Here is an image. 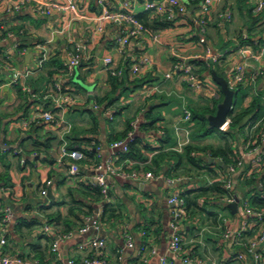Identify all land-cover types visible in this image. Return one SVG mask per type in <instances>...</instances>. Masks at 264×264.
<instances>
[{"label":"crops","instance_id":"1","mask_svg":"<svg viewBox=\"0 0 264 264\" xmlns=\"http://www.w3.org/2000/svg\"><path fill=\"white\" fill-rule=\"evenodd\" d=\"M20 1L0 0V36L5 37L0 41V142L7 145L0 147V174L8 172L12 184L8 193L3 192L0 184V198L7 201L14 212L7 227L4 253L62 264L70 258L79 261L88 256L89 249L81 250L79 245L96 238L106 242L104 253L108 264H184V255L196 256L197 264H264V260L261 262L251 253L240 258L241 247L235 237H222L226 229L235 233L241 222L248 219L243 209L247 189L238 185L240 173L261 171L251 164L247 156L250 142L240 133L232 146L236 159H243L244 164L235 174L222 167L214 169L216 177L206 173L176 174L175 170L168 173L173 162L166 159L161 163V172L146 170L159 178L137 181L108 174L109 194L101 200L80 189L82 181H91L94 173L91 168L98 161V150L102 162L111 159L116 165L124 163L127 153L113 148L110 138L129 127L138 139L137 146L150 162L162 150L160 148L183 151L176 149L180 138L184 137L175 129L178 124L190 129V143L224 144L218 134L193 141L194 122L181 121L184 106L191 112L208 108L215 110L208 115L216 113L223 93L212 74L194 73L196 82L192 86L184 72H172L177 62L189 64L196 58L204 60L207 49L212 54L227 53L225 60L214 63L225 73L223 77L229 84L237 67L243 66L244 80L240 84L249 88L238 92V85V100L233 109H246L260 96L259 117L252 130L264 122V54L259 60L252 58L253 54L261 53L264 45V10L259 22L261 31L252 30L259 14L255 11L257 0H213L206 14L205 43L200 42L201 32L196 23L201 15L199 0H181L188 6V12L176 15L168 26L163 25L164 14L153 12L144 17L148 23L146 32L131 41L126 53L147 56L150 62L144 64L138 74L131 72L129 64L114 92H111V75L104 68L103 60L111 57L114 67L124 69L126 60L113 46L123 26L117 21H107L103 30H97V18L103 8L100 0H27L25 6L17 10L15 5ZM123 1L107 0L106 3L115 10ZM126 1L135 15L145 12L147 0ZM49 3L64 8L49 13L39 9ZM72 3L77 5V10L69 8ZM220 17L222 21L217 23ZM241 35H252L255 42L261 43L260 47L241 46ZM77 46L82 61L73 80L68 82L70 76L61 66L66 65ZM49 70L56 71L55 80L46 78L35 83ZM16 72L18 81L12 83ZM168 72L173 73L171 78L165 77ZM155 87L162 91H156ZM151 109L161 115L153 125L146 117ZM44 112H50L55 122L47 121ZM134 121H137L136 127H132ZM65 149H80L86 153L76 176L69 172L74 160L63 154ZM210 157H207L209 161ZM130 161V170H145L147 163ZM228 173L233 174L232 190L239 198L238 211L233 213L228 205L224 208V202L218 201L208 206L209 210L218 212V223L204 215L201 219L189 216L179 226L185 240L184 249L173 254L169 249L174 221L169 195L174 191L182 194L194 190L223 179ZM169 177L182 180L165 188L162 182ZM87 216H98L99 227L81 232ZM24 219L37 220V224L20 226ZM70 232V237H64ZM128 233L133 236L134 247L127 246ZM255 234L256 230L247 238L253 239ZM58 238V251L54 252L52 245ZM144 244L157 249L146 262L139 251ZM162 258H166L165 263Z\"/></svg>","mask_w":264,"mask_h":264},{"label":"built area","instance_id":"2","mask_svg":"<svg viewBox=\"0 0 264 264\" xmlns=\"http://www.w3.org/2000/svg\"><path fill=\"white\" fill-rule=\"evenodd\" d=\"M27 0H21L19 3L15 5V9L20 10L25 6ZM201 7V15L196 20V23L199 26L201 36L200 42H206V25L207 19L206 14L210 10V5L213 0H199ZM107 0H100V4L102 5V12L98 16L97 21V30H103L104 24L107 21H117L122 24L121 35L114 39L113 46L116 48L125 60H130L131 72L133 74H138L141 71V67L149 63L150 60L147 56H128L126 53L127 46L131 43L134 38L142 37L145 32V26L138 20L136 15L130 10V4L128 1L124 0L118 9H110L107 6ZM64 6H60L59 4H42L39 9L45 13H49L54 9H62ZM69 8L72 10H77V5L72 3L69 5ZM145 10H151L155 13L164 14L168 20H172L178 14H185L188 12V6L183 3L181 0H147L144 2ZM264 10V0H257V5L255 7V11L257 13H261ZM5 37L0 36V41L4 40ZM80 48L77 46V50ZM264 54V45L262 46V50L260 54H253L252 58L255 60H259ZM223 55L221 54H212L210 49H207V54L204 56V60L207 64L218 62ZM82 56L80 54H73L69 61L66 63V74L68 76H73L75 70L80 64ZM197 59V58H196ZM114 60L111 57H106L103 60L104 68L112 75V76H121L123 74V68L114 67ZM184 72L187 76V79L190 81L192 86H195L196 76L192 71V67L190 64H182V62H177L173 66L172 72ZM172 72H168L165 77L171 78ZM19 78V73L16 72L13 76L12 83H16ZM244 80V72L243 66H238L236 69L235 75L232 77L230 81V87L234 90L238 89V85ZM59 90H61V86L59 84L56 85ZM156 91L161 92L162 90L159 87H155ZM67 100L73 101V98H68ZM110 117H112V112H109ZM43 117L50 122H55L54 116L50 112H44ZM192 119L191 110L184 106V112L182 120L183 122L190 123ZM230 120L221 126V130H227L229 126ZM137 121L132 122V127H136ZM176 131L181 134H184L183 138H180L177 150L182 151L183 147L190 143V129L188 127L182 125L175 126ZM164 133V132H160ZM264 134V130H263ZM135 140L133 135V131H130L127 137L118 140L111 144V146L115 149H121L124 153H128L130 151V143ZM254 143V144H253ZM252 144H249L247 156L250 158L251 164L260 165L262 163L263 157V149L262 146L255 144V141ZM63 154L69 156L74 160V163L70 169V174L72 176H76L80 172L79 164L85 160L86 153L80 149L73 150H64ZM102 154L97 152L98 161L92 165L91 170L94 172L91 176V182L102 187V193L105 197L109 194V185L106 180V176L108 174L117 175L124 178H130L132 180H149L153 178H159L160 176L155 174L152 171L140 170V169H129L130 159H125L124 163L121 165H116L113 160L108 159L105 162L101 161ZM244 160L240 159L236 162V164H232L229 166L230 170L234 173L240 166H243ZM182 178H167V182L169 184H174L176 182L181 181ZM50 183V182H49ZM225 187L231 188L232 182L231 180H226ZM3 192L8 193L9 188H3ZM236 195H230L223 198V202L225 204H229L231 202L236 201ZM168 202L173 206V215L174 221L171 223V227L173 233L170 237L169 249L173 254L181 253L184 249L185 240L182 236V233L179 230L180 223L189 218V213L185 207V200L182 198L181 193L178 191L172 192L168 197ZM244 212L248 216V219H244L241 222L238 230L233 233L231 230L226 229L222 233V237L224 239H228L232 236L235 237L236 243L241 247V251L239 252V257L244 258L245 254L251 253L256 259L260 258L258 249L259 246L264 244V210L255 208L248 201L244 202ZM3 216L0 219V264H53L48 263L39 259L25 258L18 255H7L4 253V246L7 242V227L9 222L12 220L14 216L13 209L11 205L4 206L2 210ZM100 224L98 216H87L85 218V224L82 228H80L81 232H87L91 227L98 228ZM48 229V227H46ZM256 230V234L253 239H249L248 233H251ZM72 233H68L64 235V237H70ZM127 246L134 247V240L131 234H126ZM58 243L59 238L53 242L52 250L54 252L58 251ZM106 242L103 239H90L85 243L79 245L81 250L89 249L90 254L85 258L77 261L74 258L67 259L62 262V264H108V260L104 253ZM140 253L142 255L143 260L146 262L148 260V256L156 254V247L154 245L144 244L140 247ZM149 253V254H146ZM162 261L165 263L166 258H162ZM184 264H197V257L193 255H184L182 258Z\"/></svg>","mask_w":264,"mask_h":264},{"label":"trees","instance_id":"3","mask_svg":"<svg viewBox=\"0 0 264 264\" xmlns=\"http://www.w3.org/2000/svg\"><path fill=\"white\" fill-rule=\"evenodd\" d=\"M113 7V6H112ZM112 7H109L112 9ZM225 9V8H224ZM223 9V10H224ZM153 11L151 10H145V12L139 16L136 15L138 20L145 26H148L147 21L144 19V17L149 16ZM258 16L255 17L254 24L252 27V30H259L261 27V24H259L261 20V13L257 14ZM172 20H168L164 16L163 25L168 26L170 25V22ZM222 21V17L217 19V23H220ZM217 28L220 29V24H217ZM261 31V30H259ZM252 35H249L247 37H244L243 35L240 36V42L241 46L253 44L254 47H260V42H255L252 38ZM199 39V37H197ZM75 54H80V51L75 48ZM227 56V53H225L221 60H225ZM82 61V59H81ZM80 61V62H81ZM125 67L124 71L128 69V65L130 64V60L125 61ZM54 64V63H53ZM189 64L192 67V71L194 73L198 74H204V73H211L213 70L217 71L218 74L225 76V73L223 71H220L217 66H215V63L207 64L205 60L203 59H193L190 60ZM58 67V65H57ZM66 73V66H61ZM123 71V73H124ZM54 72L55 70H49L47 75H41L39 79L35 80V83L39 82L42 79H54ZM111 75V74H110ZM123 78L124 75L121 76H112L111 75V83L113 85L112 91H115V88L117 87V84L120 83L119 78ZM73 78L70 76L69 81H72ZM249 88V85L244 86V84L239 85L238 92ZM37 89H34L33 93H36ZM238 96V95H237ZM238 98V97H237ZM236 98V100H237ZM260 96L254 99L252 104L241 111H237L235 109H232L229 114V129L227 131H222L219 128H209L208 124V118L207 115L209 113H214L215 110H210L208 108L200 109V110H194L192 112V119L190 123L194 122V127L192 128L191 132V138L193 141L202 140L208 136L218 134L221 139L224 141V144L220 146H214V145H206V144H196L194 142L188 143L184 146L183 151L179 152L176 150H168L165 151L163 148H160L162 150H159L158 153H156L150 162L148 159V156H146L139 146H137V140L135 139L133 142L130 143V151L123 157V159H130L134 161H139L143 163H147L145 165V170H152L155 172H161L163 166L161 163L168 159L173 162V164L170 163L169 165V171L168 173H171L172 170H175L176 174L184 173L188 176H194V175H201V174H208L211 177H216V173H214L215 168L221 169V166L216 163H211L208 160V155L212 157H220L224 160L227 164H236L238 159L235 157V152L232 146V142H234L237 138V134H242L246 141L250 142L251 144L255 141V144H258L262 146L263 149V157H262V163L258 165L260 172L254 171L251 174H248L246 170L240 173L238 177V185L244 189H247L245 193L246 201H248L252 206L255 208H259L264 210V122L258 126L254 131L252 130L253 126L255 125L258 117H259V111H260ZM153 109H151L147 114L146 117L148 120H150V124L153 125L156 123L160 118V114H154ZM131 128L129 127L127 130L120 133V135L116 137H111L110 142L114 143L118 140H121L128 136L130 133ZM169 136V133H168ZM254 144V143H253ZM71 149V148H70ZM149 150H152V148L148 147ZM235 174V172L233 173ZM233 174L228 173L225 178L218 179L212 181L210 184L201 186L199 188H196L194 190H189L185 193H182L181 196L185 200V207L189 213V216L191 219L199 218L201 219V216H206L208 220H211L214 223H218V212H214L209 210V205H216L218 201L223 203V198L230 195H236L235 192H233ZM226 180H231L232 187L229 189L224 186ZM0 184L4 188H11V182H10V175L8 172H4L0 174ZM80 189L83 193H89L95 197L97 200H101L104 198V194L102 193V187L95 184L91 181H82L80 184ZM202 200V202H201ZM8 202L5 201L3 198H0V219L3 216L2 210L4 206L8 205ZM224 208H227L228 204L223 203ZM90 212H92V208L89 206ZM107 212V209H106ZM109 215L111 216V211L109 212ZM112 217V216H111ZM37 224V220H22L20 221V226H27L32 227ZM252 233V232H251ZM251 233H248L250 236ZM259 255H260V261L262 262L264 260V244H262L258 249Z\"/></svg>","mask_w":264,"mask_h":264},{"label":"water","instance_id":"4","mask_svg":"<svg viewBox=\"0 0 264 264\" xmlns=\"http://www.w3.org/2000/svg\"><path fill=\"white\" fill-rule=\"evenodd\" d=\"M214 80L217 82V84L220 86L221 91L223 93V100L218 103L217 105V111L215 114L207 115L209 124V128H221L222 125H224L228 119L229 114L231 110L234 108L236 104V98H237V91L232 89L230 87V84L226 78L223 76H220L215 70L211 72ZM0 147L5 148L7 145L4 142H0ZM211 162L219 164L223 169L226 171L233 173L228 164H226L224 161H222L220 158H209ZM51 186L48 188V194L50 196L51 193ZM2 195V192L0 190V196ZM238 204H239V198H236V201L231 202L228 204V207L232 210L233 213H236L238 211Z\"/></svg>","mask_w":264,"mask_h":264},{"label":"rangeland","instance_id":"5","mask_svg":"<svg viewBox=\"0 0 264 264\" xmlns=\"http://www.w3.org/2000/svg\"><path fill=\"white\" fill-rule=\"evenodd\" d=\"M237 100H238V98H237ZM162 183L164 184L165 188H171L172 187L167 181H163Z\"/></svg>","mask_w":264,"mask_h":264}]
</instances>
